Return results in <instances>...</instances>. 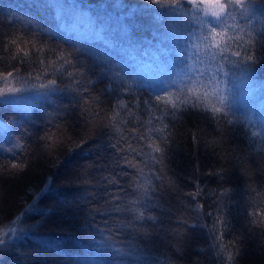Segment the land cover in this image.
<instances>
[{"label": "trees", "instance_id": "obj_1", "mask_svg": "<svg viewBox=\"0 0 264 264\" xmlns=\"http://www.w3.org/2000/svg\"><path fill=\"white\" fill-rule=\"evenodd\" d=\"M182 7L0 0V92L23 89L0 96V235L16 231L0 264H222V249L223 264L229 253L235 264H264V228L249 223L250 205L264 207V112L240 85H264V43L246 73L225 64L226 117L191 100L173 115L156 95L184 100L215 74L202 49L178 54L200 32L188 0ZM253 15L241 34L264 39V0ZM53 79L55 89H40ZM207 102L221 106L211 94ZM69 138L86 142L69 150ZM13 161L27 167L14 173ZM217 216L227 221L216 226L220 248L210 247Z\"/></svg>", "mask_w": 264, "mask_h": 264}, {"label": "snow or ice", "instance_id": "obj_2", "mask_svg": "<svg viewBox=\"0 0 264 264\" xmlns=\"http://www.w3.org/2000/svg\"><path fill=\"white\" fill-rule=\"evenodd\" d=\"M151 2L157 6H166L167 8H174L179 12H184V8L182 7V0H151ZM258 0H188V4L192 7V16L189 18L191 23L194 24L195 27L200 29V32L196 34V40L193 42V33H188V40L185 43V48L179 50V56L184 57L185 49L191 50L193 53L196 52L197 49L203 50V55L206 59H208L209 63H213L215 67V74L209 78L207 84H201V87L206 89L205 91H199L195 86L187 87V93L185 94V99L180 100L178 98H174L173 94L170 91H166L164 95H156V101H164L166 104L170 105V111L175 115V112L182 106L187 105L189 100L192 101L191 107L194 109H199L201 105H203L204 110H210L212 114H219L221 117H226L228 115L229 109L228 101L230 99L229 96L222 95V92L230 91L227 87L221 89L220 84L224 83L228 84V77L230 75L229 71L226 69L225 64L231 65H241L242 71L246 73L250 70V66L258 61L260 58L257 56V48L260 47L262 43H264V39L256 34V30L250 31L245 34H241L243 32L244 27H248V20L254 17L253 9ZM236 14L241 17H246L245 25H240L236 20ZM211 20H215L216 24L213 25L210 22ZM229 21H232L230 24ZM261 24L264 25V16H261ZM206 33V34H205ZM13 44L16 43L15 40L12 41ZM18 51H24L22 48H18ZM135 51V50H133ZM25 55L28 53L25 52ZM147 55V50L143 53ZM230 57H234L235 59H230ZM197 59L199 57L197 56ZM7 76H12V72L6 73ZM116 77L122 79L119 73L114 74ZM216 75H223L224 80L216 79ZM68 76H73L72 72L68 73ZM173 87H175V82L172 83ZM58 86L56 80H49L47 84H41L40 89L48 90L55 89ZM23 91V89L17 88H8L7 92H0V96H3L7 93H16ZM190 94V95H189ZM215 97L217 103L221 106L217 107L216 104L208 103V97ZM118 106H120L118 104ZM228 123H232V121H227ZM248 123L253 124L255 121L252 119H248ZM259 135L256 131H252L251 136L255 137ZM50 136L48 133H45L41 140H47ZM85 139L81 138L79 143L74 144V142L69 138L68 140V149H72V145L75 147H79L83 143H85ZM259 147V146H258ZM11 151V149L9 150ZM160 151V149H157ZM27 166L13 161L10 163V168L14 173H17ZM231 189H226L223 193L224 196H227ZM188 195L192 196L194 199L202 195V190L199 186L196 187L194 192L188 193ZM31 207V205H27ZM203 204L197 205V212L199 213L200 209H203ZM252 211L249 213V216L252 218L249 220L251 224H259L260 227L264 228V220H261L260 217H264V207L257 208L253 205ZM217 211H221V209H217ZM211 215V213H208ZM136 220H144V213H140L139 216L135 218ZM148 220H155L156 217L149 216ZM21 220V216H17L15 223H19ZM217 225H227V221L224 220L221 216H217V218L213 221V228L210 230L212 233V243L210 247L220 248L221 246L217 243L218 232ZM16 231L14 229H9L8 233L0 235V245L4 244L7 240L8 235L14 234ZM149 236L148 233H144L143 237L147 239ZM117 251H123L118 249ZM227 251V249H222L221 252H217V255L221 257V262L223 264V255L222 253ZM235 255L233 253H229L227 256L228 264H235Z\"/></svg>", "mask_w": 264, "mask_h": 264}, {"label": "rangeland", "instance_id": "obj_3", "mask_svg": "<svg viewBox=\"0 0 264 264\" xmlns=\"http://www.w3.org/2000/svg\"><path fill=\"white\" fill-rule=\"evenodd\" d=\"M55 9H56V13H59V14L65 13L63 10H61L59 8H55ZM209 19H211V18H209ZM213 21H215V20H213ZM110 45H111V43H110ZM260 83L264 84V82H260ZM240 85L245 87V91H244V93L242 95L243 96H247L249 98V103L251 102L255 106L257 111L264 112V85H260V84H257L255 82L253 83V81H250L249 83H245V84H241L240 83ZM259 86H262V87H261V89L257 90V88ZM256 90H257V93L259 94L257 96H256ZM255 96L257 97L258 100H260L263 103H261L260 105L256 106V104L253 101ZM248 98L247 99L245 98V99L248 100Z\"/></svg>", "mask_w": 264, "mask_h": 264}]
</instances>
